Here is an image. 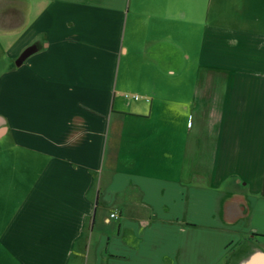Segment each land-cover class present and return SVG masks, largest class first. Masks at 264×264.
I'll return each instance as SVG.
<instances>
[{"label": "crops", "instance_id": "obj_1", "mask_svg": "<svg viewBox=\"0 0 264 264\" xmlns=\"http://www.w3.org/2000/svg\"><path fill=\"white\" fill-rule=\"evenodd\" d=\"M0 264H264V0H0Z\"/></svg>", "mask_w": 264, "mask_h": 264}, {"label": "built area", "instance_id": "obj_2", "mask_svg": "<svg viewBox=\"0 0 264 264\" xmlns=\"http://www.w3.org/2000/svg\"><path fill=\"white\" fill-rule=\"evenodd\" d=\"M111 217H114V215H111Z\"/></svg>", "mask_w": 264, "mask_h": 264}]
</instances>
